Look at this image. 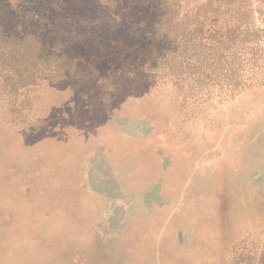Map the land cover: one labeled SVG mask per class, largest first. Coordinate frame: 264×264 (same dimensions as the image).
I'll list each match as a JSON object with an SVG mask.
<instances>
[{"label":"rangeland","instance_id":"374dc122","mask_svg":"<svg viewBox=\"0 0 264 264\" xmlns=\"http://www.w3.org/2000/svg\"><path fill=\"white\" fill-rule=\"evenodd\" d=\"M38 4L0 25L48 39ZM178 8L171 72L117 100L0 58V264H264V0Z\"/></svg>","mask_w":264,"mask_h":264},{"label":"trees","instance_id":"16d2710c","mask_svg":"<svg viewBox=\"0 0 264 264\" xmlns=\"http://www.w3.org/2000/svg\"><path fill=\"white\" fill-rule=\"evenodd\" d=\"M181 1L39 0L42 16L37 22L41 30L42 27L48 30L45 32L48 39H42L43 33L19 27L23 22L17 19L16 31L13 28L6 31L0 25V58L12 71H28L32 76L43 68L38 65L47 68L51 62L54 66L47 68L48 78L72 79L84 72L86 68L83 71L79 68L83 63L87 73L91 69L96 74L100 72L104 86L110 88L108 97L117 100L129 89L136 91L153 83L157 75L161 78L168 75L170 46L182 40L178 36L181 33L172 30V25L179 21ZM56 30L62 36L55 37ZM97 31L101 34L97 36L100 44L103 42L105 46L95 52L92 46L86 49L83 41ZM33 79L30 78L31 84ZM23 84L26 82L20 86Z\"/></svg>","mask_w":264,"mask_h":264}]
</instances>
